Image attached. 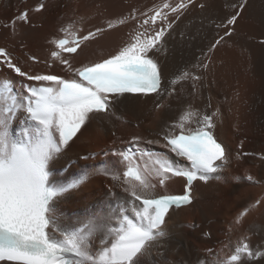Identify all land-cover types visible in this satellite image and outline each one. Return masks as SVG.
<instances>
[{"label":"snow or ice","instance_id":"1","mask_svg":"<svg viewBox=\"0 0 264 264\" xmlns=\"http://www.w3.org/2000/svg\"><path fill=\"white\" fill-rule=\"evenodd\" d=\"M247 3L248 0H237L231 4V12L215 18V28L222 29V34L218 31L207 50H200L195 63L170 77L165 75L160 54L167 57V38L195 0H159L143 11L133 7L86 34L77 35L70 30L71 24L61 27L59 32L64 35L49 41L54 45L51 59L64 66L68 77L27 71L0 47V71L7 69L19 78H0V264H143L142 258L166 237L172 212L194 203L193 182L207 183L231 164L229 153L215 134L218 111H210L211 103L203 109L184 104L162 121L163 126L155 133L157 138L132 135L125 148L113 151L118 158L116 163L91 165L69 183L51 186L49 164L62 156L93 122L114 123L116 104L128 99H151L153 107L149 111L159 113L170 108L176 86L188 81L191 94L197 96L204 80L202 74L210 69L211 54L234 34ZM199 7L204 9L206 4ZM45 9L44 0H39L34 8L19 11L5 27L14 30L17 22L29 24L30 12ZM130 23L134 27L128 41L114 54L78 67L65 58L79 55L82 45L98 35ZM260 43L264 45V40ZM29 59L39 63L35 56ZM52 66L48 64L49 68ZM20 116L23 128L14 136L11 126ZM103 131L107 135L108 129ZM111 135L116 136L114 127ZM141 145H160L186 161L188 167H176L166 156L156 155ZM237 148V161L257 155L243 151V141ZM258 155L264 161V152ZM89 158L90 154L80 156L81 160ZM92 175L119 181L126 194L124 202L117 203L118 198L110 190L97 210L62 226L57 218V202L78 191ZM173 177L185 181L181 194L155 190L154 180L166 189ZM238 179L256 183L251 175ZM262 206L264 197L237 205L240 211L236 223ZM202 234L211 236L203 230ZM94 242L100 249L98 258L89 253ZM257 258H264V251L253 250L247 239L241 238L230 255L213 264H245L246 260Z\"/></svg>","mask_w":264,"mask_h":264},{"label":"bare ground","instance_id":"2","mask_svg":"<svg viewBox=\"0 0 264 264\" xmlns=\"http://www.w3.org/2000/svg\"><path fill=\"white\" fill-rule=\"evenodd\" d=\"M38 2L0 0V38L9 42L7 51L20 61L25 70L68 77L70 74L63 70L64 66L52 61L51 53L48 54L50 49H54L49 41L58 36L59 29L68 22L65 15H73L69 22L72 25L70 30L80 35L104 26L109 19L127 14L133 7L139 9L145 4L149 8L159 0H44L46 9L40 13L30 12L29 24L17 22L14 30L5 27L10 25L12 11L34 8ZM234 2L237 0H195V4L177 21L172 36L167 38V57L160 54L166 76L170 77L178 69L195 63L194 58L200 50H207L218 31L222 34L223 30H217L213 21L225 12H231ZM201 3L206 4L204 9L199 7ZM132 27L134 25L130 23L98 35L95 40L82 45L79 55H66L65 58L77 67L81 63L106 58L128 41ZM261 40H264V0H248L246 10L235 24L234 34L226 37L211 54L210 69L202 74L204 80L198 86L197 96L191 94V82L188 81L176 86V95L170 98V108L159 113L149 111L153 107L151 99H128L114 105V123L93 122L62 156L50 162V185L69 183L91 165L100 167L116 163L118 158L112 154L113 151L119 150L120 146L125 148L128 139L135 134L157 138L155 133L163 126L162 121L176 114L184 104L192 103L203 109L211 103L210 111H218L215 134L229 153L231 164L207 183L193 182L194 203L172 212L166 225V237L142 258L143 264H200L203 261L213 264V261L230 255L241 238H246L253 250L264 251V206L252 209L240 223L235 221L240 211L237 205L264 197V161L258 155L264 152V45ZM26 51L29 52L28 57L25 56ZM33 55L39 63L25 66L24 59ZM49 63L53 65L51 68ZM3 77L15 78L7 69L0 71V78ZM16 87L19 89L18 83ZM117 116L120 119H116ZM21 119L22 116L18 117L11 126L14 136L19 135L23 128ZM113 127L115 137L111 135ZM104 128L108 129L107 135ZM241 141L243 151L257 155L237 161L235 154ZM141 147L166 156L176 167H188L186 161L160 145ZM88 154L90 158L82 162L80 156ZM246 175L253 176L256 183L238 179V176ZM184 183V179L173 177L167 182L166 189L160 188L157 182L155 190L181 194ZM110 190L111 195L118 198L116 202L122 204L126 194L119 181L92 175L78 191L57 202V218L61 225L97 210ZM202 230L210 232L211 236H204ZM99 252L98 244L94 242L89 253L98 258ZM245 264H264V258L246 260Z\"/></svg>","mask_w":264,"mask_h":264},{"label":"rangeland","instance_id":"3","mask_svg":"<svg viewBox=\"0 0 264 264\" xmlns=\"http://www.w3.org/2000/svg\"><path fill=\"white\" fill-rule=\"evenodd\" d=\"M143 6H144V8H143ZM142 7V8H141ZM146 5L145 4H143V5H141L140 7H139V10H141V11H143V10H145L146 9ZM65 9V8H64ZM19 10L20 9H16V10H14V11H12V14H10L9 16H10V24H11V22H12V20H13V18L19 13ZM63 9H61V10H59V12H61ZM58 12V13H59ZM64 14H66V13H64ZM64 14L62 15L63 17H64ZM72 16L73 15H68V16H66L65 15V17H64V19L66 20V21H68L66 24H65V27L66 26H68L69 25V22L71 23V21H70V19L72 18ZM74 20V19H73ZM72 23H73V21H72ZM64 27V26H63ZM72 31V30H71ZM59 35H64L63 33H61L60 32V34ZM58 35V36H59ZM58 36H56V37H58ZM9 46V42L8 41H5L4 39H2V38H0V47H4L6 50H7V47ZM52 50H54V49H50L49 51H48V54L49 53H51V51ZM25 53V56L26 57H28V55H29V52H24ZM37 55V54H36ZM36 55H33V56H35L36 57ZM37 59V58H36ZM38 60V59H37ZM23 64L25 65V66H28V64H37V62H35V61H30V59L28 58H26V59H24V61H23ZM123 148V146H120L119 147V149H122ZM82 162H84L85 160H81ZM155 183H157V181H155Z\"/></svg>","mask_w":264,"mask_h":264}]
</instances>
